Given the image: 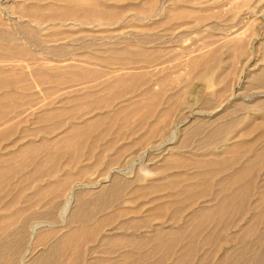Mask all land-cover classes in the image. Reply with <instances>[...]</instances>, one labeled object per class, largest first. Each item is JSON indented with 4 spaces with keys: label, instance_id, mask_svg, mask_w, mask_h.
<instances>
[{
    "label": "bare ground",
    "instance_id": "6f19581e",
    "mask_svg": "<svg viewBox=\"0 0 264 264\" xmlns=\"http://www.w3.org/2000/svg\"><path fill=\"white\" fill-rule=\"evenodd\" d=\"M63 1L66 2V6L56 11L53 8H46V11L40 9L37 11L40 13L36 15L56 19L82 12L87 15H106L96 2H90L87 7H83L82 4L72 5V0ZM33 11L28 10L30 14ZM22 29L28 33L34 31L25 26ZM9 35L8 30L0 26V40L6 41ZM1 48H4L9 56L17 52L23 58L27 53L22 46L6 45L0 46ZM48 51L57 60L69 54L64 45L58 44L49 47ZM154 51L157 53V50ZM106 52L107 56L87 54V59L113 65L112 72L104 71L105 68L102 70L99 66H91L92 68L88 66L84 69L79 67L81 64L79 66L69 64L63 67L65 70L54 68L51 73L40 67L41 69L36 70L34 76L30 78L22 68H17L16 73L0 69V264H65L59 262L56 259L57 253L52 251H43L45 254H39L37 258L29 259V262H22L20 258L23 241L28 238V242L34 245L42 244L57 234L61 222L68 224L76 221L94 222L89 231L80 228L71 230L62 237L57 234V238L65 244L77 243L80 239L91 236L92 229L107 225L103 222H112L117 216L133 214L131 220L139 223L146 220H162L168 215L176 222L178 213L183 212L186 206H193L196 201L206 196L209 197L210 204H204L192 212L187 226L182 229L175 227L168 231L157 229L151 240V237L149 239L128 237V249L135 251L141 249V246L148 247L149 251L157 256L172 253L176 255L175 261L179 260L182 254L191 253L196 238L207 240L213 236L214 229L224 226L236 212L244 213L246 200L252 196L253 202L252 199L249 200L252 206L249 223L242 233L239 231L233 238L239 242L244 241V238L245 241L249 238L247 242H259L258 244L264 242V178L258 185L254 186L252 183L253 171L264 161V124L261 122L247 124L233 139H221V135H225L233 126L232 119L223 122L222 118H232L236 109L234 112L227 108L220 109L224 100L216 104L217 97L214 100L203 89H197L196 91H199L195 94L199 105L195 103L197 106H194L199 109L192 111V105L186 104L188 98L185 95L190 88L189 80L198 79L205 72L210 75L214 67L216 68L217 51L212 49L206 54H198L184 62L180 60L187 68L186 72L181 69L185 72L183 75L175 74L176 71L169 67L154 73L134 72L138 67L152 65L155 62L166 63L165 57L173 51L156 54L153 50L133 51L127 47H111ZM67 59L69 61L71 57ZM124 69H131L133 72L129 70L126 72ZM102 76L104 78H101ZM153 78L156 79L154 82ZM41 79L50 80L58 86L68 84L63 89L100 79L96 86L100 87L98 91L101 94L89 85L90 88L86 86L81 95H75L73 98L70 97L71 92H64L63 98H67V101H78V104L53 110L50 108L52 111H48L49 108L47 111L43 109L41 110L43 112L39 111L36 116L33 110L31 113L28 112L34 101V97L32 98L34 95L29 93V90L33 87L31 80L38 82ZM34 85L36 87L40 84L38 82ZM179 85L181 91H175L174 88H178ZM14 87L20 91L13 90ZM139 89L140 92H136ZM169 91L168 98L162 101V97ZM124 97H127L124 103L115 105L113 111L80 118L89 111L112 107L114 101L122 100ZM201 109H207L210 118L206 120ZM260 109L264 110V104H260ZM185 111L193 115L187 116ZM31 116H36L33 117L32 127L19 132L18 140L10 141ZM151 118L152 122L147 124ZM66 123L67 128L60 132L59 136L23 141L29 135L53 133ZM252 131H255V135L250 139L246 138L245 136ZM128 135L130 137L125 143L114 144L116 138L125 139ZM196 136L198 146L205 149L219 141L223 150L212 152L208 157L205 156L207 153L203 156L188 157L178 154L166 155L156 168V173L162 175L148 179L143 185L134 183L135 178H126L124 172L121 173L123 169L121 166L126 164L127 160L144 157L147 151L151 152L148 154L149 159V155L152 156L156 150L152 147L154 144L157 147L156 144L163 138L167 137V142L161 145L179 149L189 144ZM82 161L86 162L81 163ZM135 177L140 178L138 175ZM45 179L49 181L45 183ZM123 196L128 198V201L139 202L138 206L121 205L118 211L106 210L112 203H121L122 201L118 200ZM103 211L105 213L102 216L94 219L96 214ZM212 224L214 226L211 227ZM218 232L216 238L221 233ZM178 245L182 247L176 249ZM173 248L176 250L174 253ZM260 248L259 245L252 246L248 251L253 257L263 259L264 251ZM123 257L124 259L116 264H127L125 260L130 259L132 255L128 251ZM76 258L77 256L75 263L78 261Z\"/></svg>",
    "mask_w": 264,
    "mask_h": 264
},
{
    "label": "rangeland",
    "instance_id": "374dc122",
    "mask_svg": "<svg viewBox=\"0 0 264 264\" xmlns=\"http://www.w3.org/2000/svg\"><path fill=\"white\" fill-rule=\"evenodd\" d=\"M90 2H96L100 9L104 10L106 15H87L82 14V12L56 19L50 18V16L36 14L40 13L37 12L40 9L46 11V8H53V10L56 11L66 6V2L63 0H0V26L4 27V29L8 30L10 33V37H8L6 41L0 40V46H22L27 51L22 58V55L17 52L9 56L8 53L3 50L4 48H1L0 63L3 61L2 63L4 64H0V69H3V71L10 70L9 72L16 73L18 71L17 68H22L26 76L30 78L34 76L36 70L41 69L40 67L46 68L44 70L51 73L54 68L65 70L63 67L69 64L78 66L81 64L82 66L80 65L79 67L84 69H87L88 66L89 68L91 66H99L102 70L105 68L104 71L112 72V70H114L113 65L110 64L109 66L108 63L90 61L87 59V54L107 56L106 51L108 48L127 47L131 48L133 51L145 49L155 52V49L157 50V53L155 52L156 54L173 51V53L167 54L165 57V60H167L166 63L155 62V64L143 66L144 68L138 67L136 68L137 70L134 69V72L149 71L154 73L163 70L165 67H169L176 71L175 74L183 75L187 68H185L186 66H184L182 62L198 54H206V52H210V50L213 49L217 51L216 55L218 56L216 68L214 67L210 75L205 72L200 78L189 80L190 88L185 95L186 98H188L186 104L189 106L192 105V111L199 109L196 107L199 103L195 98V94L199 91H196L197 89H203V91L211 95L214 100L217 97V100H215L216 104L224 100L220 109L227 108L233 110V112L234 109H236L232 118H222V121L224 120L223 122L232 119L233 126L225 135H221V139H233L234 136H237L236 133L247 124L249 125L257 122L264 124V110L260 109V104H264V0H72L71 4L74 6L82 4L83 7H87ZM28 10H30V12H32V10L34 11L30 14ZM77 22L78 24H76ZM164 22L166 23L164 24ZM23 26L34 31L29 33L26 31L24 32L22 29ZM50 42H52V45ZM145 43L147 44L145 45ZM55 44L64 45V47L69 50L70 55H65V58L63 56L57 60V58L48 51L49 47H53ZM1 51L7 55L4 53L2 54ZM5 56H9L10 58H6ZM68 57H71L69 61L67 59ZM59 59L62 61H59ZM180 62L182 64H180ZM109 68H111V70H109ZM181 69L186 70L184 72ZM124 70L126 72H128V70L133 72L131 69ZM32 73L33 75H31ZM104 76L101 78H104ZM98 80L100 79L87 81L83 84L71 85L65 89L63 88L68 84L58 86L50 80L41 79L38 81L40 85L35 87L34 84H38V82L31 80L34 83L31 82L33 87L29 90V93L34 95L32 96V98L34 97V101H32L33 107L28 109V112L30 111L31 113V110H33L34 115L36 114L37 116L38 113L45 110L47 111L48 108V111H52L56 108L72 106L78 101H67V98H63L65 93H67V91L71 92L70 97L73 98L75 95H81V93L86 90L85 88L89 86L94 88L93 90L98 91L100 88L97 87ZM155 80L156 79L153 78L152 82ZM94 85L97 86L95 87ZM174 89L180 92L181 86L179 85L178 88L176 87ZM230 89L232 91H230ZM13 90L20 91L16 87H14ZM140 90L141 89L136 90V92H140ZM172 92L174 93V90H172ZM102 93H104L103 90ZM98 94L101 93L98 91ZM169 94L170 91L162 97V101L166 100ZM126 96L128 97V95ZM127 97L122 98V100L119 99L114 101L112 107L110 106L107 109L104 107L89 111L88 114H84V116L80 118H86L88 115L91 117L102 112L111 111L115 105L124 103ZM218 97H220L221 100ZM50 102L51 105H49ZM192 102L193 104H191ZM46 104H48V106H44ZM39 106H41V108ZM35 107L37 108L35 109ZM50 108H52V110ZM201 110L206 120L210 118L207 109ZM185 112L187 116L193 115L189 111ZM36 116L29 117L30 120L23 124L18 133L13 135L15 138L10 139V141L12 140L13 142V140H18L23 129L32 127L33 117L35 118ZM80 118L78 120H80ZM152 120V118L148 119L147 124H150ZM182 121L183 119H181V122ZM67 126L68 123L63 124L53 133L49 134L42 132L33 136L29 135L25 137L23 141L28 142L54 138L59 136ZM180 134L179 132L178 135L180 136ZM254 135L255 131H252L251 134L245 137L250 139ZM129 137L130 135L125 139L122 137L116 138V143L114 142V144L119 145L125 143ZM240 137L243 138L244 136ZM197 141L198 137L196 136L195 139L190 141L189 144H186L185 147L171 149L170 145H161L167 142V137L163 138L156 144L158 145L157 147H155L154 144L152 148L156 150L153 151L154 153L152 156L149 155V159L148 154L151 153L149 151H147L144 157H135L133 160L129 159L126 164L121 166L123 168L121 173L124 172L125 174L123 173V175L126 178H135L136 181L134 179V183L143 185L148 179L162 175L156 173V168L166 155L178 154L188 157L203 156L207 153L205 156L208 157L212 152H220L223 150V146L221 147L219 141L212 144L210 147H205V149L198 146ZM192 143H195L194 147L189 146ZM159 146L162 148L160 147V149ZM188 146L190 147L189 150H187ZM159 150H166V153L161 154ZM83 162L86 161H82L81 163ZM131 162H133V165ZM153 162L155 165H153ZM263 162L253 171L252 174L254 176L263 169L264 178ZM152 165L151 171L150 168ZM125 168L128 169L125 170ZM149 172H151L154 177L148 178L147 174ZM135 175L140 176V178H136ZM254 176H252V183L254 186L262 183L263 178L261 182L256 183L255 179H253ZM48 181L49 179H45L44 182L46 183ZM139 181L141 182L139 183ZM159 196L160 195H155V197ZM123 200L126 205L136 206L139 204V202L128 201V198L125 196L118 201Z\"/></svg>",
    "mask_w": 264,
    "mask_h": 264
},
{
    "label": "crops",
    "instance_id": "0c3cea01",
    "mask_svg": "<svg viewBox=\"0 0 264 264\" xmlns=\"http://www.w3.org/2000/svg\"><path fill=\"white\" fill-rule=\"evenodd\" d=\"M14 138V136L11 137V139ZM189 146L194 147L195 143H192ZM189 146L187 147V150L190 149ZM160 153L164 154L166 153V150H161ZM154 162L153 165H155L156 163ZM153 165L150 168L151 171ZM147 177H154V175L149 172L147 174ZM262 178L263 169H261L260 172H258V174L254 176L256 183L261 182ZM252 198L253 196L250 197L249 200H251ZM249 200H246V212L244 211V213L241 214L236 212L233 218H231L226 224H224V226L222 225L221 228L214 229L212 233L213 236L207 238V240L203 241L201 240V237H198V239L196 238L194 240V248L191 253H186L184 255L182 254L181 259L176 261V255L169 253L167 255L157 256L153 252L149 251L148 247L141 246V249H137L135 251L130 250L127 247L128 237L146 239H149L151 237V240L155 234L154 232H156L157 229L164 231H168L175 227H181L182 229L183 227L188 225L189 215L192 212H195L204 204H210L208 196L196 201L193 206H186L185 209L182 210L183 212L178 213L177 217L175 218L177 219V221H174L175 223L171 220L172 218H170V216L168 215L164 216L162 220H146V222L139 223L135 220H131L133 214L126 216L124 215L122 217L117 216L116 219L112 220V222H103L107 225L92 229L91 236L85 237L84 239H80L77 243L65 244L64 241H61L57 237L58 235L62 237L69 233L71 230H77L80 228L89 231L94 226V222L76 221L71 224H68L67 222L60 221L62 225L60 224V226L57 228L58 235L56 234L54 236L55 238H50L46 242L37 245H34L32 242H28V238L26 239V241H23V250L21 251L20 258L22 262H29V259H34V257L37 258L39 254H45V252L43 251H52L57 253L56 259L59 262H64L65 264H116L122 261L124 259L123 255L129 251L132 257L130 259L125 260V263L127 264H259V262L260 264H264V257H262L263 259L253 257V255H251V253L248 251V248L257 245L261 246V251H264V242H261L260 244H258L259 242H247V239L249 238H247L246 241L244 238V241L239 242L234 240L235 238H233L234 235L239 231L240 233H242V231L246 229L249 223V219L252 215V206L251 201ZM123 203L124 200L121 203H112L108 206L106 210L118 211L119 206L126 205L125 203ZM104 213L105 212L103 211L101 213L96 214L94 216V219L97 220ZM126 221L127 223H125ZM60 222H58V224ZM129 224H139V226H129ZM212 226H214V224H212L211 227ZM260 227L263 228L261 224ZM218 231H220L221 233L219 234V237L216 238V233H219ZM150 240L149 242L151 243ZM179 247H182V245H178L175 248L177 249ZM175 248L172 249L173 253L176 251ZM76 256V259L78 261L75 263Z\"/></svg>",
    "mask_w": 264,
    "mask_h": 264
}]
</instances>
